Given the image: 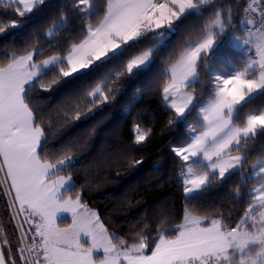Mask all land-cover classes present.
<instances>
[{
    "label": "snow or ice",
    "instance_id": "6c2138e0",
    "mask_svg": "<svg viewBox=\"0 0 264 264\" xmlns=\"http://www.w3.org/2000/svg\"><path fill=\"white\" fill-rule=\"evenodd\" d=\"M48 6L49 0H0V36ZM188 18L202 23L165 59ZM226 46L236 59L220 56ZM99 73L90 91L64 107L62 123L87 119L125 81L150 80L172 111L168 125L187 129L183 143L169 148L185 204L179 222L165 215L154 230L140 220L125 235L109 231L73 179L77 145L50 149L59 125L33 104V94ZM132 133L135 150L152 128L134 123ZM258 137L264 0H66L42 35L0 57V196L7 216L0 218V264H264V149L249 163ZM142 163L132 159L129 166ZM234 177L230 206L198 214L208 210L193 202ZM64 214L70 223L61 227Z\"/></svg>",
    "mask_w": 264,
    "mask_h": 264
},
{
    "label": "trees",
    "instance_id": "16d2710c",
    "mask_svg": "<svg viewBox=\"0 0 264 264\" xmlns=\"http://www.w3.org/2000/svg\"><path fill=\"white\" fill-rule=\"evenodd\" d=\"M65 2L49 0V6L43 12L23 18L22 29L0 36V57L5 51H20L35 35H42L52 21L58 19L59 9ZM201 23L195 18L181 23L163 52L165 59L173 49H182L184 41ZM237 55L230 46L224 47L220 53L225 60L236 59ZM103 75L99 73L73 85L62 82L49 92L33 94V104L46 118L51 117L54 125H59L54 127V135L49 136L50 149L58 152L69 142L77 145L73 179L77 189L83 187L84 201L98 211L109 231L125 235L132 224L140 220L149 223L154 230L155 221L165 215L169 216L170 223L179 222L185 204L181 189L172 179L176 164L169 148L183 143L187 129L184 125H168L173 117L172 111L166 107L159 89L149 87L150 80L132 84L125 81L123 91L116 94L111 102L93 109L87 119L82 117L80 121L67 125L62 123L64 107L75 97L90 91ZM136 88L141 89L139 96L135 95ZM134 123L152 128L150 138L135 150L131 143ZM92 129L95 131L92 132ZM261 149H264V137L257 138L249 163L257 158ZM132 159H142L143 163L130 167ZM235 179L227 181L222 187H213L194 201L197 207L208 210L198 214L214 216L217 213L211 211L213 208L227 209ZM5 201L6 198L0 196V218L7 220Z\"/></svg>",
    "mask_w": 264,
    "mask_h": 264
},
{
    "label": "rangeland",
    "instance_id": "374dc122",
    "mask_svg": "<svg viewBox=\"0 0 264 264\" xmlns=\"http://www.w3.org/2000/svg\"><path fill=\"white\" fill-rule=\"evenodd\" d=\"M64 215L67 216L68 219H70V214H64ZM67 223H70V220L67 221V222H63V223H61L60 226H61V227H66V226H67Z\"/></svg>",
    "mask_w": 264,
    "mask_h": 264
},
{
    "label": "crops",
    "instance_id": "0c3cea01",
    "mask_svg": "<svg viewBox=\"0 0 264 264\" xmlns=\"http://www.w3.org/2000/svg\"><path fill=\"white\" fill-rule=\"evenodd\" d=\"M70 219H67V221H69Z\"/></svg>",
    "mask_w": 264,
    "mask_h": 264
}]
</instances>
